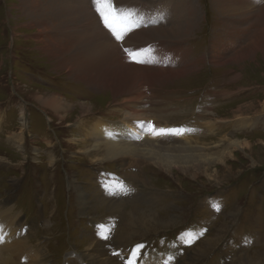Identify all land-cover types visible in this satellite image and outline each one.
Returning a JSON list of instances; mask_svg holds the SVG:
<instances>
[{
  "label": "rangeland",
  "instance_id": "rangeland-1",
  "mask_svg": "<svg viewBox=\"0 0 264 264\" xmlns=\"http://www.w3.org/2000/svg\"><path fill=\"white\" fill-rule=\"evenodd\" d=\"M242 1L244 5L253 3ZM67 2L0 0V208L5 212V208L14 207L20 215L18 226H31L18 229L20 237L30 233L26 237L33 251L46 256L48 264H86L85 255L93 253L94 236L98 243L104 242L103 261L120 257L125 264L131 250L143 244L137 264H242L257 259L264 264V44L255 46L264 33V1L249 18L250 30L243 32L246 26L238 28L235 23L244 18L242 10H226L232 18H225L213 0H121L124 5L139 4V19L147 25L127 35L126 43L137 49L144 44L139 36L151 34L155 24L178 15L188 5L198 8L200 24L195 36L174 41L197 67L186 77L145 82L144 89L149 92L145 94L144 115L161 126L186 130L185 137L163 139L164 149L172 152L186 137L193 140L192 147L170 152L169 161L175 162L185 151H196L205 160L188 166L170 163L162 169L141 159L135 164L134 160L104 162L84 153L85 145L95 144L88 137L87 126L126 119L129 99L135 94L117 96L121 88L114 79L108 80L109 88L96 90L90 87L100 85L70 76L72 67L62 63L66 55L61 45L75 42L71 40L75 36L85 39V35L72 24H49L51 16L58 18ZM143 13L149 17L142 18ZM222 24L236 29L242 34L243 46L253 43L258 52L253 50L245 60L232 63L228 62L230 56L239 53L231 48L221 54L225 58L219 63L225 64L213 63L214 48L228 40V36L222 38ZM78 47L69 46L72 53L67 58ZM179 68L157 63L155 70L176 72ZM45 95H56L69 105L64 119L60 111L44 109L38 102ZM22 105L27 108L24 119ZM88 106L92 113L84 117L81 108ZM239 111L243 118L233 120ZM210 122L216 124L215 129H207ZM144 134L148 135L146 130ZM12 136H20V143L10 140ZM232 141L242 144H230ZM127 163L134 165L128 168ZM73 177L76 193L70 184ZM112 179H127V193L115 191ZM143 211L156 214L159 221L175 217L176 223L172 229L140 224L138 230L143 233L129 244L125 239L131 236L130 213L140 217ZM0 226V241L4 242L9 229L7 224ZM221 226L226 227L220 234L222 240L208 247L201 259H191L194 249H190L201 248ZM189 240L190 244L186 243ZM21 244L20 239L13 240L8 245L17 249L9 252L21 256ZM17 259L13 261L19 264L35 260Z\"/></svg>",
  "mask_w": 264,
  "mask_h": 264
},
{
  "label": "bare ground",
  "instance_id": "bare-ground-1",
  "mask_svg": "<svg viewBox=\"0 0 264 264\" xmlns=\"http://www.w3.org/2000/svg\"><path fill=\"white\" fill-rule=\"evenodd\" d=\"M263 1L264 0H253V3L244 5L243 4L244 2L242 0H213L216 9L225 18H232L230 16H227V14L225 13L226 10H234V9L236 10L237 8H240L242 10L244 18L235 23L237 24L236 27L238 28L242 26H246L245 28H243V32L250 30V26H248L250 20L249 18L251 17L252 14H254L255 11L258 10L259 3L261 4V2ZM68 2L70 4H68ZM68 2L66 3L65 7L58 12L57 14L58 18L55 19L54 17L51 16L49 20V24L50 27L56 26L57 24H62L64 26H68L66 24H72L76 26L78 29H80L81 32L85 35V39L84 37L80 39L79 36H75L73 39H71V40H75V42L72 43L69 42V44L64 43L61 45L63 52L65 51L64 54L66 55V57L61 58L62 63H67L70 66V68L72 67L70 70V76L76 80L81 81L85 79L90 84L100 85V86L90 87L96 90L109 88L108 80L114 79L117 85L121 88L117 96H126L133 93L135 94L134 96H131V98L129 99L128 104L131 105L130 114L125 116L127 117L126 119H123L122 121L114 124H106L107 122L105 121H98L95 123L92 122L91 124H89V126H87L86 131L88 132V137H90L89 139H94L93 141H95V144L94 146L85 145L83 147L84 153L88 155H94L95 159H100L104 162H111V161L131 162L132 160H134L133 163L135 164L137 160L141 159L151 162V165H154L159 169L164 168V166L168 167L170 163H174L176 165L188 166L205 160L203 156L197 155L196 151H185L183 152V154L180 155V157L175 162L169 161V157L174 150L179 148L192 147L191 145L193 144L191 143H193V140H190L186 137L185 138L186 140L180 143L181 146L177 147L172 152L169 149H164L163 148L164 145L161 142L163 141V139L172 135L154 137L148 131V125L149 124L154 125L157 129L160 128L180 129V128H178L177 126L172 127L170 125L161 126L157 121L151 120V118L146 119L144 115L145 112L144 103L146 101L145 94L146 92H149V89L148 90L144 89L145 82L149 80L162 82L163 79L173 80L175 78L186 77L187 75L191 74L190 71L194 70L197 67L196 63L192 64L187 60V54L182 49L177 48L174 41L190 39L191 37L195 36L193 32L199 27L200 24V18L197 14L198 8L188 5L182 12L178 13V15L173 16L166 20H162L160 23L155 24L153 28V30L155 29V31L152 30L151 34L150 32H147L139 36L141 43L144 44L140 45L138 49L126 43L127 42V36H126L123 41L124 44L122 46L130 50H133V53L142 56V57L138 56V58L141 61H143L142 63H133L129 59V56H127L126 53L123 51L122 46L118 45L117 42L113 38H111V35L110 33L107 32V29L103 28L102 22L99 23L98 18L95 15L96 13L92 9L93 7H91L90 0H68ZM116 2L119 5L123 6L124 11L132 12L135 18L139 19V17H141V14L139 12L141 8L136 6L139 4L135 3L134 5L131 6V5H124V3L121 2V0H116ZM187 4H190V2L186 3L185 5ZM143 17L147 18L149 16L143 13L142 18ZM149 20L150 19H148V21ZM50 27L48 30H50ZM68 28L70 29V26ZM147 30L148 29H145L144 31ZM236 31L237 30L233 28H226L225 26L223 27V29L221 30L222 38L228 36V40L226 42H223L219 47L214 48L212 53L214 54L213 59L215 60L213 61V63H216L217 65L225 64L223 62L219 63L221 62L220 59L225 58V56L221 54L227 52L231 48H236L233 51H238L237 53L239 54H234L233 56H230L228 62H232V63L241 62L245 60V58H247L252 53L253 50L255 52H258L254 48L255 46H261L264 44V33H263L261 38L257 40L255 46L253 45V43L248 46H243L242 44L243 39L241 37L242 34H239ZM235 32L236 35L234 34ZM262 32H264V29L262 30ZM219 38H221V36ZM148 43H150L149 48L145 47V45ZM75 45H79L77 51L72 55L71 58H67V55L72 53L67 48L69 46H75ZM179 45L182 46V44ZM148 61H152L155 64V68H149L151 67L152 62L150 64L149 63L147 64ZM176 61H179V63L176 64ZM157 63L162 65L163 67L178 66L180 67L179 68L180 70L176 72L162 71L163 69L155 70L157 67ZM92 69H94V71L91 74L86 75V73H89V71H91ZM121 74H123L124 76H122ZM96 75L98 76L97 78H95ZM106 84L108 85L106 86ZM150 86H152V84H150ZM92 89L89 90L87 89V90L93 93ZM127 100L128 99H124L125 102ZM38 102L43 106L44 109L54 110L55 112H57V110L60 111L61 119L63 115H66V113H68L69 111V105L63 102V100L57 97L56 95H45L44 97L38 99ZM25 109H27L25 108V105L24 107L22 105L21 110L24 111L23 119L25 118L26 115ZM81 109L84 117L92 113V108L89 106L82 107ZM242 115L243 114L241 113V111L237 112L234 115L233 120L234 119L241 120V118H243ZM103 118H102L103 120H106L105 117ZM81 120L80 123H83L84 121ZM217 121H221V120L216 119V122ZM92 124L93 126H91ZM141 125H143V127ZM215 125L216 124L214 122H210L208 124L207 129H215L216 128ZM82 128H85V126L78 127V129L80 130ZM145 130L146 133H148L147 136L144 134ZM179 136L185 137V134ZM137 137H139V139ZM10 140H14V143L17 144L20 143L21 138L20 136H12ZM245 142L246 141H244V143ZM46 144H48L49 146L52 145L51 142H47ZM230 144L241 146L240 144H242V142L234 143L232 141L230 142ZM50 162H53V159H51ZM134 164L127 163L126 165L128 168H132ZM123 181H126V183L125 182L122 183ZM128 182L129 181L127 179L110 180L112 188L115 191H121L124 193L125 191H122L121 189L124 188L125 186L126 189H128L129 188ZM70 184L72 186V189L76 193L77 182L74 179V177L70 180ZM144 184H146L145 180H144ZM83 200H85V196L83 197L82 201ZM5 209H7V211L4 212V208H0V221H1L0 223L2 224L4 223L8 225L9 231L7 232V234H9V236L7 237V239L4 240V242L0 241V264H19L13 261V259H15V257L17 259L19 255L14 256L12 253L9 252V250L12 251L17 248L8 245L13 240H19V239L22 241V244L20 245V250L22 252V255L19 256V259L22 257H25L28 260L35 259L32 262H25V264L50 263L48 262V258L46 256L41 255V253H38L37 251L36 253L33 251L34 247L30 245L31 241L28 242L29 237H26L29 236L30 233H27V235L25 234L26 236L24 237H20L18 229L20 230L23 227L28 226V224L26 223L18 226V224L20 223V219H19L20 215L16 213L14 207L5 208ZM85 211L86 210L82 209L81 212L85 214L86 213ZM97 211L98 210H96V212ZM117 212L118 211H115L114 213ZM130 218H131L130 226H128V228H130L131 230V236L125 239L126 241L130 242L129 244H132L133 241L132 238L134 236H136L138 233H143V231L139 232L138 230L139 228L138 226L140 224L143 225L149 224L151 225V227L154 225V228L169 227L170 229H172L171 227L173 226L174 223H176V219H177L175 217H172L169 219L166 218L167 219L166 221H162V220L159 221L158 216L156 214L147 213L145 211H143L140 214V217L139 215L137 216L136 214H133L131 212L129 219ZM140 218L143 220L140 221ZM96 221L99 223L100 226L103 225V223H100V220H96ZM30 228L31 226L30 227L28 226V230ZM225 231H226V227H222L217 235L204 240V245L201 246V248L200 246H198L195 249V247L193 246V248L190 249V250L194 249V251L192 252L191 259L193 260L201 259L204 256L205 250H207L208 247L210 246L213 247L222 240L223 237L220 236V234L222 232L223 235ZM92 241L93 243H91V245H93V253L91 255H85V258L87 260L85 262L86 264H124L120 261L121 260L120 257H116L113 260H110L108 258L105 259V261H103L101 257H105L104 255L106 252L105 247L103 245L104 242L99 241L98 243L96 236L93 237ZM26 246L32 249L29 250L27 249ZM95 246H101V247L95 249ZM107 246H109V244H107L106 247ZM198 250L199 252H202L201 255H199ZM19 259L17 260L19 261ZM263 260H264V256H263ZM242 264H261V259L252 260L251 263H249V261L246 260Z\"/></svg>",
  "mask_w": 264,
  "mask_h": 264
},
{
  "label": "snow or ice",
  "instance_id": "snow-or-ice-1",
  "mask_svg": "<svg viewBox=\"0 0 264 264\" xmlns=\"http://www.w3.org/2000/svg\"><path fill=\"white\" fill-rule=\"evenodd\" d=\"M93 5L94 11L98 16L100 22H102L103 28L107 29L110 33L111 38H113L118 45L122 46V42L129 32L138 29L140 27H146L147 25L143 23L142 19L135 18L132 12H126L123 10V6L119 5L116 0H90ZM155 23V21H153ZM123 51L129 56V59L133 63H142L136 55H133V50L126 47ZM143 127V125H141ZM148 131L154 137H160L165 135H183L186 131L185 129H157L154 125H148ZM139 139V137H137ZM127 193L126 186L121 189ZM102 238L107 239V236H102ZM190 240L186 243L190 244ZM144 248L143 244H137L132 250L129 257L125 260V264H137V261L141 258V250ZM113 255L119 256V253L114 252ZM169 257V260H172Z\"/></svg>",
  "mask_w": 264,
  "mask_h": 264
},
{
  "label": "crops",
  "instance_id": "crops-1",
  "mask_svg": "<svg viewBox=\"0 0 264 264\" xmlns=\"http://www.w3.org/2000/svg\"><path fill=\"white\" fill-rule=\"evenodd\" d=\"M18 96V95H17Z\"/></svg>",
  "mask_w": 264,
  "mask_h": 264
}]
</instances>
